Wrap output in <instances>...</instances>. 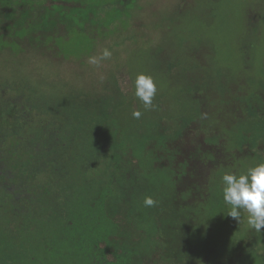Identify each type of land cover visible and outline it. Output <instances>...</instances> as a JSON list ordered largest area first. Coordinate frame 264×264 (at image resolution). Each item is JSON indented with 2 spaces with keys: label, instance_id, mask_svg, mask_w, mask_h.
Returning a JSON list of instances; mask_svg holds the SVG:
<instances>
[{
  "label": "trees",
  "instance_id": "trees-1",
  "mask_svg": "<svg viewBox=\"0 0 264 264\" xmlns=\"http://www.w3.org/2000/svg\"><path fill=\"white\" fill-rule=\"evenodd\" d=\"M47 1L0 0V40L18 55L24 40L48 48V40H65L74 31L95 47L121 26L123 15L125 25L133 3L125 11L104 8L117 14L106 17L116 24L108 32L95 6H86L81 17L80 0ZM259 24L264 30V11ZM59 27L66 36L56 34ZM199 61L180 102L190 103L191 113L171 115L156 98L143 122L127 114L117 84L100 95L47 96L27 78L0 79V221L14 229L30 225L25 235L54 240L47 251L69 264H212L210 223L232 236V248L250 252L241 224L227 215L222 176L264 163V67L259 79L222 71L206 78L203 69L212 64ZM167 119L176 122L168 126ZM189 125L207 136L180 142ZM147 196L155 206H144Z\"/></svg>",
  "mask_w": 264,
  "mask_h": 264
},
{
  "label": "rangeland",
  "instance_id": "rangeland-1",
  "mask_svg": "<svg viewBox=\"0 0 264 264\" xmlns=\"http://www.w3.org/2000/svg\"><path fill=\"white\" fill-rule=\"evenodd\" d=\"M80 2L81 17L88 5L100 9L101 25L108 32L109 27L114 29L116 24L109 25L107 18L116 17L117 14L106 13L104 8L108 10L107 7L117 6L125 11L132 3L131 17L124 25L126 17L123 15L118 21L122 23L121 26L109 36L98 39L95 47L87 35L77 31L72 32L65 40L55 37L48 40V48L34 44L28 39L24 40L20 42L23 49L20 55L11 44L0 40V47L5 48L0 52V79L18 81L27 78L32 88L40 86L41 94L47 96L66 92H74L76 97L100 95L105 94L107 84H117L120 91L126 95L124 108L127 114L136 122L137 119L132 113L140 111V120L143 122L149 117L150 108L146 109L143 102L135 96V79L140 73L151 76L156 84L157 91L152 101L163 98L165 105L162 100H157V106H165V111L174 116H179L184 111L191 113L192 105L180 102L184 100L183 86L188 83L190 77H196L199 70L196 65L200 58L212 64V67L203 69L206 78L208 74L216 75L220 71L227 73L228 77L232 75L240 80L247 75L255 79L260 78L261 67H264V30L259 22L264 11V0ZM50 3L52 2L48 0L45 5ZM182 6L185 9L181 10ZM256 25L258 30L254 32ZM91 29L93 28L89 30ZM56 34L67 35L63 27H59ZM105 51L110 54L106 58L103 57ZM188 51L194 54L195 60L189 57ZM93 58L96 63H92ZM167 64L175 66L170 70ZM63 88L64 92L61 91ZM174 122L176 121L167 119L166 124L173 126ZM185 130L180 138L184 139L180 142L197 138L201 140L207 136L202 135L194 125H189ZM259 147H262V143ZM223 220L222 217L221 221ZM239 224L244 230L246 248L264 259V229L257 232L252 228L248 224V213L243 210ZM25 227L14 229L13 224L5 225L4 221H0V264H69L58 259L53 250L47 251L48 247H52L54 240L29 238L27 235H31L32 227ZM12 230L15 232L13 236ZM35 235L40 236L37 233ZM208 236L213 243L210 252L212 264H218L226 258L232 260L233 264H260L256 254L252 255L251 251L243 253L244 249L238 251L233 244L235 251L232 252V236L224 235L222 226L210 223ZM7 240L15 242L16 246L7 248ZM5 247L8 251L4 252ZM12 254L19 259L11 257Z\"/></svg>",
  "mask_w": 264,
  "mask_h": 264
},
{
  "label": "clouds",
  "instance_id": "clouds-1",
  "mask_svg": "<svg viewBox=\"0 0 264 264\" xmlns=\"http://www.w3.org/2000/svg\"><path fill=\"white\" fill-rule=\"evenodd\" d=\"M105 51L103 57H108ZM92 63H96L95 58ZM157 88L151 76L140 73L135 79V96L143 102L145 108L152 107ZM133 117L139 119L140 111H133ZM223 199L230 205L227 215L240 223L241 211L248 213V224L257 232L264 229V163L249 167L241 174L226 173L222 176ZM145 207H153L157 201L151 196L144 198Z\"/></svg>",
  "mask_w": 264,
  "mask_h": 264
},
{
  "label": "flooded vegetation",
  "instance_id": "flooded-vegetation-1",
  "mask_svg": "<svg viewBox=\"0 0 264 264\" xmlns=\"http://www.w3.org/2000/svg\"><path fill=\"white\" fill-rule=\"evenodd\" d=\"M122 1V0H121Z\"/></svg>",
  "mask_w": 264,
  "mask_h": 264
}]
</instances>
